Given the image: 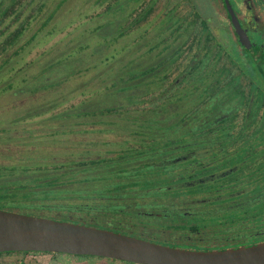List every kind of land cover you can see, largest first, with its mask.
<instances>
[{
  "label": "trees",
  "instance_id": "16d2710c",
  "mask_svg": "<svg viewBox=\"0 0 264 264\" xmlns=\"http://www.w3.org/2000/svg\"><path fill=\"white\" fill-rule=\"evenodd\" d=\"M23 1L33 5L30 16L1 40L0 71L71 0H0V25L9 14L24 11ZM98 2L106 17L93 31L100 42L90 51L66 57L63 50L48 58L26 84L0 99V115L15 114L21 121L51 111L57 101L41 98L105 57L110 40L145 30L159 3L164 18L156 29L148 28L153 32L143 42L148 53L116 60L101 96L20 128H0V209L142 235L186 250H221L263 239L264 196L257 194H263L258 178L264 147L225 148L224 156L213 147L264 145V104L246 83L247 72L204 18H184L199 13L194 5L177 16L184 0ZM189 144L200 145L192 164ZM59 148L81 150L58 153ZM236 163L235 171L217 176ZM241 177L249 180L251 192L222 196L224 188L247 183ZM14 254H48L61 264H134L40 251H4L0 257ZM23 257L17 264H34Z\"/></svg>",
  "mask_w": 264,
  "mask_h": 264
},
{
  "label": "rangeland",
  "instance_id": "374dc122",
  "mask_svg": "<svg viewBox=\"0 0 264 264\" xmlns=\"http://www.w3.org/2000/svg\"><path fill=\"white\" fill-rule=\"evenodd\" d=\"M37 1L42 0H36V2ZM32 6L33 5L29 6L26 1H23V7L25 8L24 11L17 14H9L8 17L4 19L2 25H0V30L4 33L0 35V42L9 31L16 28L21 20L30 16V9ZM104 6V4L100 5L98 0L69 1L67 6L58 14V16L49 25L44 27V29L42 28L39 30L36 37L29 43L25 44V47L17 55L12 56L9 62L2 68L0 71V99L7 95L8 92L26 84L32 76L38 73L43 66V63L48 58L58 56L63 50L65 51L64 56L66 57L77 54L79 51H90L94 45L99 43L100 39L95 36L93 31L99 24L105 21L106 17L103 14ZM163 6V4H157V8L149 17L153 19L150 23L147 22V24L145 23L142 26L143 29L146 28L145 30L135 29L123 37L110 40L108 47L109 50L105 57L83 69L80 73L72 76L57 92L41 98L42 101L44 98L47 99V101L55 102L56 100L57 103L54 109L46 111L40 116L30 117L21 121H16L14 119L16 116L15 114L0 115V128H20L37 122L38 120L49 118L54 112L69 109L81 102L101 96L106 86L110 83L111 76L116 69L115 62L120 56L127 54V57L132 58L136 57V55H145L148 53V46L144 45L143 42L153 34L152 30L148 28L156 29L158 20L164 18V15L162 14V11L164 10ZM186 10H188L187 5L180 7L177 16L184 15L183 12ZM16 15L18 18L15 17ZM34 20L35 18H30L29 22L32 23ZM159 49L160 47L155 48L152 53L155 54ZM28 106L30 105L28 104L27 107ZM120 127L121 126L115 128L117 130H123V128ZM82 145H80V147ZM80 150L59 148L57 149V152L77 154ZM47 217L50 219L56 218L53 216ZM135 237L145 239V236L142 235ZM195 250L205 251L204 249ZM22 257L23 256L21 255L15 254L3 255L0 257V264H17L16 261ZM23 259L25 263L61 264L51 261V256L48 254H29L24 256ZM101 262L102 261H97L93 264H109ZM70 264L86 263L74 262Z\"/></svg>",
  "mask_w": 264,
  "mask_h": 264
},
{
  "label": "water",
  "instance_id": "95a60500",
  "mask_svg": "<svg viewBox=\"0 0 264 264\" xmlns=\"http://www.w3.org/2000/svg\"><path fill=\"white\" fill-rule=\"evenodd\" d=\"M4 251L90 255L134 264H264V242L224 250H186L107 229L0 209V252Z\"/></svg>",
  "mask_w": 264,
  "mask_h": 264
},
{
  "label": "flooded vegetation",
  "instance_id": "af4514ba",
  "mask_svg": "<svg viewBox=\"0 0 264 264\" xmlns=\"http://www.w3.org/2000/svg\"><path fill=\"white\" fill-rule=\"evenodd\" d=\"M185 4L194 5L199 12L197 15H186L184 18H204L206 26L210 31L222 39V44L230 54L234 55L235 61L239 66L247 72L249 79L246 83L252 85L259 93L260 100L264 104V1L263 0H184ZM141 3V2H139ZM200 8V9H198ZM190 9V8H189ZM262 112V111H260ZM197 144H189L187 157L192 164L194 155H198L194 151ZM215 154L221 156L225 148H232L238 150L239 148L255 149L263 148L262 144H216ZM203 154H208L205 150ZM220 160V159H219ZM253 160V159H252ZM239 161L238 163H241ZM238 164H232L217 171V176H226L235 171ZM252 167L248 169L250 174ZM244 173L246 170L243 171ZM252 173V171H251ZM247 183H240L235 187L224 188L222 196H242L250 193L251 185L246 177H241ZM260 182L264 183L263 175L258 178ZM228 189V190H227ZM260 190L263 194H257L259 197L264 196V184ZM227 193V194H226ZM263 239H259L252 243H263ZM239 246H250L246 244ZM234 247V246H233ZM236 248V247H235Z\"/></svg>",
  "mask_w": 264,
  "mask_h": 264
}]
</instances>
